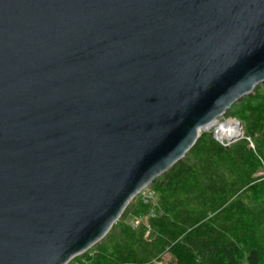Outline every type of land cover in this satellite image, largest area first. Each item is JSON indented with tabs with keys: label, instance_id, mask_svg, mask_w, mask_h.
Wrapping results in <instances>:
<instances>
[{
	"label": "water",
	"instance_id": "95a60500",
	"mask_svg": "<svg viewBox=\"0 0 264 264\" xmlns=\"http://www.w3.org/2000/svg\"><path fill=\"white\" fill-rule=\"evenodd\" d=\"M262 83L264 0H0V264L87 252Z\"/></svg>",
	"mask_w": 264,
	"mask_h": 264
},
{
	"label": "trees",
	"instance_id": "16d2710c",
	"mask_svg": "<svg viewBox=\"0 0 264 264\" xmlns=\"http://www.w3.org/2000/svg\"><path fill=\"white\" fill-rule=\"evenodd\" d=\"M262 87L231 110L246 138L223 145L202 131L150 184L156 201L138 194L106 236L68 264H160L166 255L168 264H264ZM143 216L134 226L132 218Z\"/></svg>",
	"mask_w": 264,
	"mask_h": 264
},
{
	"label": "rangeland",
	"instance_id": "374dc122",
	"mask_svg": "<svg viewBox=\"0 0 264 264\" xmlns=\"http://www.w3.org/2000/svg\"><path fill=\"white\" fill-rule=\"evenodd\" d=\"M263 84V87H262V89H263V91H264V83H262ZM247 97V96H246ZM245 99V97L243 98V100ZM243 100H241L240 102H243ZM239 104V106L238 107H236V108H239L240 106H242V105H240V103H238ZM236 105H233L228 111H227V113L226 114H224L223 116H221L220 117V120L222 121V122H225V121H227V120H230V119H233V120H237L238 122H240V127H241V129H242V134L241 135H236V136H234V137H232V138H230V137H224V138H222V139H220L219 137H218V135H217V132H216V130L215 129H203L202 131H213V136L215 137V139L219 142V143H221V144H223V145H230L231 143H234V142H236V141H238V140H240V139H242V138H246V135H245V133H246V129H245V124L242 122V120L241 119H239L238 117H235L232 113H233V107H235ZM236 108H235V110H236ZM231 110H233L232 112H231ZM201 131V132H202ZM249 139V146L250 147H252L253 149H255V143H254V141L251 139V138H248ZM257 175H263L264 176V167L257 173ZM149 188L148 189H150L151 191H153V197H152V199H153V201H156L157 199H156V197H155V194H154V190H153V188H152V186H148ZM147 218H148V216H143V217H133L132 218V220L134 221V220H140V222H139V224L140 223H142L144 220H147ZM138 224V225H139ZM137 225V226H138ZM170 260H171V257H170V255H166L165 257H164V259H163V261L162 262H160V264H168L169 262H170Z\"/></svg>",
	"mask_w": 264,
	"mask_h": 264
},
{
	"label": "bare ground",
	"instance_id": "6f19581e",
	"mask_svg": "<svg viewBox=\"0 0 264 264\" xmlns=\"http://www.w3.org/2000/svg\"><path fill=\"white\" fill-rule=\"evenodd\" d=\"M204 129H215L217 132V135L220 139L224 137H234L236 135L242 134V129L240 127V124L237 120H227L225 122H222L220 120V117L212 121L210 124L205 126Z\"/></svg>",
	"mask_w": 264,
	"mask_h": 264
},
{
	"label": "built area",
	"instance_id": "2783aa9c",
	"mask_svg": "<svg viewBox=\"0 0 264 264\" xmlns=\"http://www.w3.org/2000/svg\"><path fill=\"white\" fill-rule=\"evenodd\" d=\"M149 186V185H148ZM146 186L145 188H143L139 194H141V196L145 199V201H148L149 199H152V195H153V191H151L150 189H148L149 187ZM140 220H134L133 221V225L137 226L139 224Z\"/></svg>",
	"mask_w": 264,
	"mask_h": 264
}]
</instances>
